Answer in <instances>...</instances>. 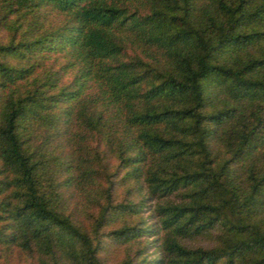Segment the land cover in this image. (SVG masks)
I'll return each mask as SVG.
<instances>
[{
  "label": "trees",
  "instance_id": "obj_1",
  "mask_svg": "<svg viewBox=\"0 0 264 264\" xmlns=\"http://www.w3.org/2000/svg\"><path fill=\"white\" fill-rule=\"evenodd\" d=\"M147 262L264 264V0H0V264Z\"/></svg>",
  "mask_w": 264,
  "mask_h": 264
},
{
  "label": "rangeland",
  "instance_id": "obj_2",
  "mask_svg": "<svg viewBox=\"0 0 264 264\" xmlns=\"http://www.w3.org/2000/svg\"><path fill=\"white\" fill-rule=\"evenodd\" d=\"M143 187V186H142ZM170 198H175L174 194L169 196ZM156 201L155 198L146 197L144 198V205L143 208L140 210V215L144 219V222L149 225V232L147 234L141 235L138 238V243L133 244L132 247H135L136 244L142 246L141 255L145 257V260H150L154 257L160 255L159 250V241H158V221L153 210V204ZM200 241H204L200 239ZM205 242V241H204ZM120 247H116L113 250L112 259L113 257L117 256L119 253ZM121 253L118 254V256ZM145 264H150L149 262Z\"/></svg>",
  "mask_w": 264,
  "mask_h": 264
}]
</instances>
